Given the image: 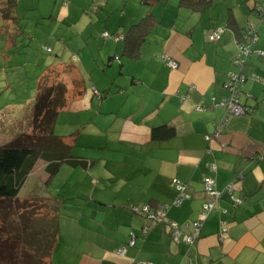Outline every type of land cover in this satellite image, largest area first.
<instances>
[{"label": "crops", "instance_id": "obj_1", "mask_svg": "<svg viewBox=\"0 0 264 264\" xmlns=\"http://www.w3.org/2000/svg\"><path fill=\"white\" fill-rule=\"evenodd\" d=\"M2 1L7 0H0V6ZM60 1L62 17L71 19L70 12L84 5ZM198 1L95 0L100 20L120 14L118 24L105 22L102 32L124 35L147 15L150 30L136 55L126 52L123 38L101 35V46L79 56L73 52L66 62L73 64L83 90L76 93L68 83L53 132L91 164L60 163L51 176L61 174L54 197L64 208L48 264H264V83L247 79L241 84L240 100L251 108L247 113L226 114L211 103V96L227 94L224 83L239 70L231 57L244 28L257 22L251 10L257 2L232 0L214 10L215 0ZM20 4L15 0L14 21ZM221 25L220 39L210 41L209 29ZM254 48L264 50L261 29ZM164 54L178 66L168 67ZM241 70L264 77V55L254 53ZM200 105L208 108L199 110ZM164 125L172 126L173 133L152 132ZM216 129L219 135L206 140ZM40 162L48 178L46 162L38 160L28 179ZM205 176L221 190L229 186L242 203L232 205L225 191L190 246L172 240L163 222L141 233L150 221L133 214V205L168 204L171 221L195 219L205 201ZM173 179L184 185L186 197L179 205L173 204L179 195ZM221 222L227 225L222 236ZM132 235L134 245L118 253Z\"/></svg>", "mask_w": 264, "mask_h": 264}, {"label": "rangeland", "instance_id": "obj_2", "mask_svg": "<svg viewBox=\"0 0 264 264\" xmlns=\"http://www.w3.org/2000/svg\"><path fill=\"white\" fill-rule=\"evenodd\" d=\"M55 1L21 0V4L15 9L17 16L15 21L0 18V145L20 138L22 132L30 133L31 120L26 112L29 111L31 101L35 97L36 79L45 65L57 61L68 62V58H71L73 52H77L79 56L82 55L81 51H87L89 47L95 49L97 46H101L103 41L101 32L103 29H107L103 28L102 24L105 22L109 26L118 24L119 12L114 13L113 18H107L105 21L97 17L93 8L95 0L92 2L91 0L88 2L86 0H70L73 3L84 4L77 12L74 10L70 12L74 19L62 17L61 1L57 0L54 4ZM228 1L232 0H215L214 10ZM262 1L264 0H255L257 3ZM54 5L55 9L52 11ZM252 16L257 21L255 14ZM79 39L88 40L79 42ZM46 48L50 50L47 51ZM77 48L81 50H77ZM56 69L61 72L63 67L60 66ZM60 74L62 75V73ZM60 74L58 77L61 76ZM52 75L55 77V74ZM66 77L63 76V78ZM33 177L26 181L27 183L20 190V195L16 200L0 199L1 264H24L30 260L27 264H37L38 262L48 264L49 262L47 255L43 254L38 258L35 254L37 249L39 253L45 249L42 244L30 245L26 243L25 232L22 233L20 226L18 232L12 228V226L20 225L19 213L25 216L29 215V208L24 209L23 201L30 196L32 188L34 189L37 185L39 188L41 186L47 193L55 196L57 190L62 186L59 173L50 182H46L41 162L36 166ZM67 187L70 185L67 184L63 188L66 190ZM4 248L9 250L10 254L12 253V256L7 260L2 259L5 253Z\"/></svg>", "mask_w": 264, "mask_h": 264}, {"label": "trees", "instance_id": "obj_3", "mask_svg": "<svg viewBox=\"0 0 264 264\" xmlns=\"http://www.w3.org/2000/svg\"><path fill=\"white\" fill-rule=\"evenodd\" d=\"M140 1L142 3H151L158 0ZM206 1L207 3L210 2V0H199L198 3H205ZM14 2L15 0H7L5 3L3 1L1 2L0 14L4 19H15L12 11ZM196 2L197 0H179V4L185 5H194ZM251 10L254 12L257 22L255 25L251 24L244 28V31H242L243 33L241 34L242 39H240L239 43H249L253 52L245 58L244 63L241 65L234 64V56L231 57V62L239 68L237 72L240 71L241 73H244L241 69L247 65L248 59L256 53L257 50H261L255 49L254 45L258 41L260 29L262 33H264V1L255 3ZM150 24L151 16L147 15L143 17L140 22L131 25L125 34L121 35L125 40V50L127 53L131 55H136L138 53L140 45L144 42L145 37L150 30ZM251 29L254 30V32H251V34L248 35V31ZM110 35L115 36L117 34L113 33ZM111 38L113 39V37ZM251 38H256L254 43H252ZM46 50L49 51L50 49L46 48ZM56 63H49L48 65H45L42 72L36 79L34 88L35 97L31 101L29 111L26 112V114L30 116L31 120L30 133L25 134L22 132L20 138L8 144L0 145V199L16 200L17 197H19L20 190L27 183L26 181L28 180L29 174L38 160L46 162L45 171L48 173L46 182H50L51 176L60 163H64L71 167L82 168H88L91 164V162L75 156L71 151L72 147L67 144L61 136L53 132L56 117L61 108L65 105L68 83H71L74 87V92L76 93H80L83 90L82 80L75 76L73 64L58 61ZM60 66L63 67L61 72L56 69ZM60 73H62V75ZM52 74H55V77ZM58 74L61 76L58 77ZM63 76L67 77L63 78ZM199 107H203L204 109L208 108L202 105ZM158 131H164L165 134H171L173 133V128L172 126L164 125L161 128L152 130L154 134H157ZM23 205L24 209L29 208V215L27 216L26 214L25 216L24 214L19 213L18 219L20 225H17V227L12 226V228L18 232V228L20 226L22 233L25 232L26 243L30 245H38L39 243L44 246L45 249L42 250V253H39L38 249L35 251L38 258L44 254L50 259L52 250L57 242L59 219L63 213L64 205L54 196L48 194L41 186L39 188L38 185L35 186L34 189L32 188L30 190V196L23 201ZM142 205H133L131 207V212L141 217H145L143 213H138L132 209L134 206ZM156 207H154V209ZM145 219H147V217H145ZM177 223L182 224L185 222ZM153 224L155 223L150 221L148 225H143L140 228V231H142L141 233L146 234L151 228H153ZM145 226L147 227L146 231H144ZM169 236L172 240H174L170 234ZM132 237L134 238V235H132ZM128 241L123 245L125 249L127 246H132L128 245ZM174 241L182 240L179 238ZM3 250L5 253L2 256V259H9L12 256V253L10 254L9 250H6L5 248ZM31 258H33V256H31ZM30 261H26L24 264H27V262ZM37 264H40V262Z\"/></svg>", "mask_w": 264, "mask_h": 264}, {"label": "built area", "instance_id": "obj_4", "mask_svg": "<svg viewBox=\"0 0 264 264\" xmlns=\"http://www.w3.org/2000/svg\"><path fill=\"white\" fill-rule=\"evenodd\" d=\"M253 29V28H252ZM249 30L248 35L253 33L254 30ZM223 31L222 26H214L210 29L208 33V39L210 41H218L220 39L221 33ZM101 35L105 38H111L113 37L114 40H118L122 38L121 35H115L112 36L107 31H103ZM245 38V37H244ZM248 39V38H247ZM252 43L255 42L256 38H251ZM238 51L234 55V64L241 65L244 63L245 58L253 52L251 49V45L249 43H238ZM257 55H264L263 50H257ZM117 58V57H116ZM165 63L168 65V67L174 69L178 66V63L176 60L168 57L166 54L162 56ZM247 79L252 80L253 82H262L264 83V77L257 73H250L249 75H246L244 73L239 72H230L228 75V80L226 83H224V87L227 90V94L221 96L220 98L215 97L214 95L211 97V103L213 106H220L224 107L226 114H244L249 111H251V108L242 103L240 100V94H241V84H243ZM91 91L93 94L97 95L99 97V91L95 87H91ZM199 110H204L203 107H198ZM219 135V130L216 129L212 135H206L205 139H210L211 136H217ZM211 169L214 170L215 167L212 165ZM172 182L174 183L176 189L179 192V195L177 199L173 202L174 205H179L184 198L186 197V194L183 192L184 185L177 179H173ZM202 185H203V191L205 193L206 199L202 204V207L199 211V215L197 218H195L192 221L185 222L182 224H178L175 221H171L165 217L166 210L169 208L168 204H162L158 205L155 209L152 208L150 205H142V206H134L132 209L133 211H136L138 213H143L145 217L152 223L157 222H165L169 234L172 236L174 240H177L181 238L182 242H184L187 246L192 245L200 235V228L202 221L207 217V215L214 211L216 209V203L218 200L222 197L223 193L226 191L229 196L232 205L237 206L242 203V197L240 196H233L231 194L230 187H226L225 189L221 190L216 187L215 181L211 176H205L202 179ZM225 212V209L222 210ZM147 227L145 226L144 231H146ZM227 231V225L225 222H221L220 224V230L219 235L222 236ZM134 244V238L132 237L128 241V245ZM125 251V247H121L118 250V253L123 254ZM147 264V263H144ZM193 264V263H191ZM195 264V263H194Z\"/></svg>", "mask_w": 264, "mask_h": 264}]
</instances>
